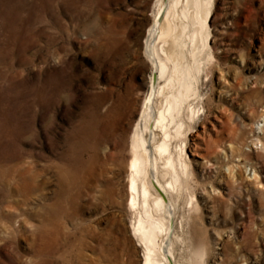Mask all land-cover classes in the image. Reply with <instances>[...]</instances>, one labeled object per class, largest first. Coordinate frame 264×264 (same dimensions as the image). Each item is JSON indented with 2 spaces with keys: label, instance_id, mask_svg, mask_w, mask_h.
Instances as JSON below:
<instances>
[{
  "label": "rangeland",
  "instance_id": "obj_1",
  "mask_svg": "<svg viewBox=\"0 0 264 264\" xmlns=\"http://www.w3.org/2000/svg\"><path fill=\"white\" fill-rule=\"evenodd\" d=\"M160 2L0 0V264H144L127 179ZM185 7L173 34L202 52L171 264H264V0Z\"/></svg>",
  "mask_w": 264,
  "mask_h": 264
},
{
  "label": "bare ground",
  "instance_id": "obj_2",
  "mask_svg": "<svg viewBox=\"0 0 264 264\" xmlns=\"http://www.w3.org/2000/svg\"><path fill=\"white\" fill-rule=\"evenodd\" d=\"M180 4L181 0H161L149 31L145 49L153 67L151 93L144 101L140 122L130 139L127 207L133 215L131 229L143 249L144 264L176 263L172 242L177 234L172 235L170 220L175 219L177 203L174 204L172 194L181 197V176H188L190 167L184 158L185 143H180L177 159L172 144L173 140L187 134L188 120L194 119L196 114L195 72L200 69L198 56L202 51L196 42L200 31L189 35V42L178 37V33L173 34L169 22L172 13L175 20L180 15L191 17L187 7L180 11ZM201 26L202 34L206 26L204 23ZM161 40H164L162 52L166 61L157 50L156 43ZM261 146L263 149L264 143L261 142ZM168 176L171 180L164 181Z\"/></svg>",
  "mask_w": 264,
  "mask_h": 264
}]
</instances>
